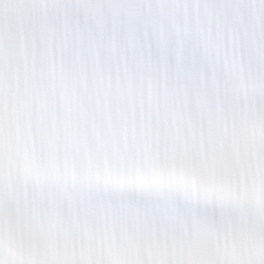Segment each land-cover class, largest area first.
I'll use <instances>...</instances> for the list:
<instances>
[{
    "label": "snow or ice",
    "instance_id": "1",
    "mask_svg": "<svg viewBox=\"0 0 264 264\" xmlns=\"http://www.w3.org/2000/svg\"><path fill=\"white\" fill-rule=\"evenodd\" d=\"M0 264H264V0H0Z\"/></svg>",
    "mask_w": 264,
    "mask_h": 264
}]
</instances>
